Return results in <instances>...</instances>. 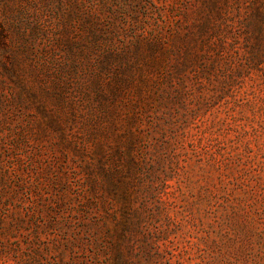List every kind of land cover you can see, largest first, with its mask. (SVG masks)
Wrapping results in <instances>:
<instances>
[{
  "label": "rangeland",
  "instance_id": "374dc122",
  "mask_svg": "<svg viewBox=\"0 0 264 264\" xmlns=\"http://www.w3.org/2000/svg\"><path fill=\"white\" fill-rule=\"evenodd\" d=\"M0 264H264V0H0Z\"/></svg>",
  "mask_w": 264,
  "mask_h": 264
}]
</instances>
